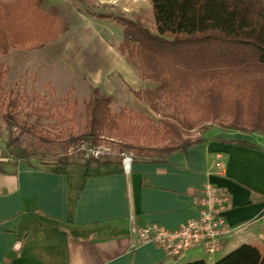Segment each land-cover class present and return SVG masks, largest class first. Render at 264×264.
<instances>
[{
  "label": "crops",
  "instance_id": "crops-1",
  "mask_svg": "<svg viewBox=\"0 0 264 264\" xmlns=\"http://www.w3.org/2000/svg\"><path fill=\"white\" fill-rule=\"evenodd\" d=\"M90 4L92 9L82 10L72 0H42V9L56 8L67 27L51 55L62 62L63 53L83 52L79 67L88 68L92 87L107 94L114 77L132 91L145 88L136 67L118 51L121 25L102 15L132 19L151 12L150 2ZM99 160L47 164L0 156V264H181L197 259L213 264L214 254L202 252L203 257L193 249L174 259L130 232L132 222L171 228L191 218L193 200L206 181L228 193L226 221L240 227L216 252L219 258L241 244H256L264 252L261 133L210 128L200 142L163 159L134 156L128 172L118 157Z\"/></svg>",
  "mask_w": 264,
  "mask_h": 264
},
{
  "label": "trees",
  "instance_id": "trees-1",
  "mask_svg": "<svg viewBox=\"0 0 264 264\" xmlns=\"http://www.w3.org/2000/svg\"><path fill=\"white\" fill-rule=\"evenodd\" d=\"M75 4L82 0H72ZM153 28L140 15L112 17L122 27L118 51L153 86L133 91L158 121L130 109L111 108V95L97 87L81 101L80 140L96 144L117 141L120 149L144 160L163 159L200 142L188 132L205 122L264 133V0H148ZM42 0H0V54L10 47H41L67 29L56 8L42 9ZM6 66L0 62V100ZM16 102L7 101L13 119ZM171 113H166V110ZM39 115V114H38ZM28 160V153H18ZM82 157L62 154L59 164ZM84 159V158H83ZM99 163V159L85 162ZM181 264H205L203 259ZM213 264H264L256 244H241Z\"/></svg>",
  "mask_w": 264,
  "mask_h": 264
},
{
  "label": "rangeland",
  "instance_id": "rangeland-1",
  "mask_svg": "<svg viewBox=\"0 0 264 264\" xmlns=\"http://www.w3.org/2000/svg\"><path fill=\"white\" fill-rule=\"evenodd\" d=\"M91 2L92 0H82L76 5L82 10L92 9ZM150 14L149 10H144L138 15L143 18L145 25L152 29ZM112 20L116 22L113 18ZM116 29L121 31L118 26ZM62 34L41 47L31 45L10 47L8 52L0 54V62L7 68L2 80L4 97L0 100L2 157L25 160L18 158L17 154L28 153L30 155L28 160L47 164L55 163L65 152L72 157L78 153L83 158L76 150V146L83 140L72 144L69 139L72 134L79 136L82 131L81 101L90 95L94 84L88 77V68L79 67L83 64L79 59L83 52L63 53L62 62H56L51 55V46L57 39L58 41L62 39L60 38ZM113 80L109 85L112 88L109 95L112 97L111 108L114 112L119 108H125L147 115L155 122L160 119L159 113L151 110L147 104L133 95V91L136 90L132 91L131 88L123 86L116 77ZM151 86H153L151 82L145 81V88ZM99 90L102 91L101 88ZM10 99L16 102V112L14 118L8 121L6 111L7 101ZM166 113H171V110L167 109ZM210 128L231 129L217 122H205L191 129L187 137L200 140L203 132ZM96 144L115 151L124 150L119 148L117 141L102 139ZM196 252L204 257L201 250ZM219 256L220 253H215L213 257L217 259Z\"/></svg>",
  "mask_w": 264,
  "mask_h": 264
},
{
  "label": "built area",
  "instance_id": "built-area-1",
  "mask_svg": "<svg viewBox=\"0 0 264 264\" xmlns=\"http://www.w3.org/2000/svg\"><path fill=\"white\" fill-rule=\"evenodd\" d=\"M84 159H99L118 157L125 172L130 169L134 158L133 153L115 151L100 144H90L82 141L76 146ZM214 165L222 169V164L216 161ZM229 195L222 188L206 181L202 184L193 200L194 215L167 228L157 223L136 225L132 222L130 232L136 234L142 241H151L160 247L168 256L181 258L186 252L199 249L207 255L219 251L226 238L240 227H231L225 218V210L229 204Z\"/></svg>",
  "mask_w": 264,
  "mask_h": 264
}]
</instances>
